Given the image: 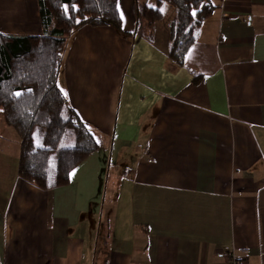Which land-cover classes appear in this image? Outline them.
Here are the masks:
<instances>
[{
  "label": "crops",
  "instance_id": "1",
  "mask_svg": "<svg viewBox=\"0 0 264 264\" xmlns=\"http://www.w3.org/2000/svg\"><path fill=\"white\" fill-rule=\"evenodd\" d=\"M211 2L184 64L169 2L70 37L57 82L100 147L64 185L18 175L0 114V264H264V0ZM43 32L38 0H0V33Z\"/></svg>",
  "mask_w": 264,
  "mask_h": 264
},
{
  "label": "trees",
  "instance_id": "2",
  "mask_svg": "<svg viewBox=\"0 0 264 264\" xmlns=\"http://www.w3.org/2000/svg\"><path fill=\"white\" fill-rule=\"evenodd\" d=\"M38 2L42 34L0 33V114L20 139L18 175L50 189L69 182L71 171L100 147L90 125L57 82L68 40L84 25L122 30V19L118 0ZM164 2L176 8L168 54L184 64L202 22L215 5L211 0H158L157 6L144 3L140 12L149 24L163 17ZM198 78L200 75L195 80ZM37 127L44 131L39 144L34 134Z\"/></svg>",
  "mask_w": 264,
  "mask_h": 264
},
{
  "label": "built area",
  "instance_id": "3",
  "mask_svg": "<svg viewBox=\"0 0 264 264\" xmlns=\"http://www.w3.org/2000/svg\"><path fill=\"white\" fill-rule=\"evenodd\" d=\"M224 264H245V260L237 255L233 248H227L222 251Z\"/></svg>",
  "mask_w": 264,
  "mask_h": 264
},
{
  "label": "rangeland",
  "instance_id": "4",
  "mask_svg": "<svg viewBox=\"0 0 264 264\" xmlns=\"http://www.w3.org/2000/svg\"><path fill=\"white\" fill-rule=\"evenodd\" d=\"M11 127V129H13L14 130V133H15V135H16V137H17V139L19 138V136H18V134H17V132L15 131V129L12 127V126H10ZM43 128H41V127H37L36 128V130H35V132H34V134H35V140H36V142L39 144V143H41L42 142V138H43ZM55 158V154H53L52 155V159H54ZM106 182H107V180L105 179V177H104V179H103V181H102V185L105 187V185H106Z\"/></svg>",
  "mask_w": 264,
  "mask_h": 264
},
{
  "label": "snow or ice",
  "instance_id": "5",
  "mask_svg": "<svg viewBox=\"0 0 264 264\" xmlns=\"http://www.w3.org/2000/svg\"><path fill=\"white\" fill-rule=\"evenodd\" d=\"M65 11H66V12L68 11V8H67V7L65 8ZM17 95H19V93H18Z\"/></svg>",
  "mask_w": 264,
  "mask_h": 264
}]
</instances>
